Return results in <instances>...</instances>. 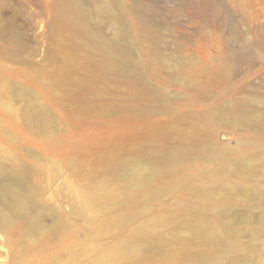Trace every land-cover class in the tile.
Segmentation results:
<instances>
[{
    "label": "rangeland",
    "instance_id": "rangeland-1",
    "mask_svg": "<svg viewBox=\"0 0 264 264\" xmlns=\"http://www.w3.org/2000/svg\"><path fill=\"white\" fill-rule=\"evenodd\" d=\"M208 2L201 14L191 0H145L158 32L121 70L96 39L63 49L68 143L48 169L64 174L52 189L60 211L74 194V264H264V0ZM10 5L18 12L0 13V29H25L26 46L10 64L27 79L46 73L50 86L65 27L30 0ZM97 9L90 28L116 39ZM138 160L160 161L163 174L131 197L119 167ZM126 243L140 248L127 253ZM61 255L70 263L68 249Z\"/></svg>",
    "mask_w": 264,
    "mask_h": 264
},
{
    "label": "bare ground",
    "instance_id": "bare-ground-1",
    "mask_svg": "<svg viewBox=\"0 0 264 264\" xmlns=\"http://www.w3.org/2000/svg\"><path fill=\"white\" fill-rule=\"evenodd\" d=\"M13 1L0 0V13H17L18 7L10 5ZM30 1L42 11L55 13L65 29H60L57 37L62 54L55 57L58 65L54 66L50 86L43 81L46 73L41 74L44 75L42 82L27 79L10 64L13 59L24 61L25 29H0V264H74V194L71 192L68 213L60 211L57 189H54L55 194L52 189L64 174L48 169L50 162L62 160V148L68 143L64 144L59 127V63L64 56L63 49L81 48V37L96 39L97 48L106 52L113 65L121 70L131 60L130 48L140 46L149 36L148 31L155 34L158 31L152 29V21L145 12V0H133L131 9L127 8L126 0ZM191 1L197 4L201 14L209 8L208 0ZM96 7L97 16L108 19L116 30V39L106 38L102 32L90 28ZM130 10L135 13V21L128 19ZM237 54L232 52L234 57ZM229 74L224 65L219 68L220 78ZM234 106L240 105L235 103ZM237 112H234V121L241 120ZM162 170L160 161L138 160L121 164L119 174L131 180L128 193L132 197L143 193L153 180L161 177ZM48 218L51 227L45 223ZM54 237L60 240L53 242ZM123 247L127 253H136L140 244L126 243ZM51 248L57 251L52 254ZM65 249L69 250L70 263L62 258Z\"/></svg>",
    "mask_w": 264,
    "mask_h": 264
}]
</instances>
